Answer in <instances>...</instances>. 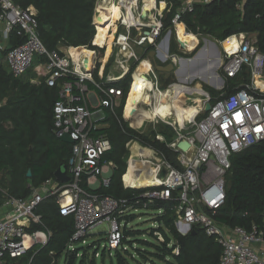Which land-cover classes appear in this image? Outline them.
Listing matches in <instances>:
<instances>
[{
  "label": "built area",
  "instance_id": "1",
  "mask_svg": "<svg viewBox=\"0 0 264 264\" xmlns=\"http://www.w3.org/2000/svg\"><path fill=\"white\" fill-rule=\"evenodd\" d=\"M145 1H152L157 5L165 1L166 5L159 12H155L156 8H148L146 16L142 18ZM213 1L215 0H96V31L100 19L107 21L114 9L118 8V18L112 21L107 36L112 35L110 61L121 66L118 73L120 77L112 79L103 78L97 66L107 51L106 44L100 57L91 51L93 56L81 60L75 55L76 48L60 46L58 52L48 51L38 35L36 10L32 6L23 9L15 5L13 0H0V52L5 49L2 44H9L12 40L19 41L18 45L7 51L4 58L9 72L13 77L20 78L33 68L38 73L43 70L40 78L49 87L59 88L52 111L53 134L58 139L62 135H68L73 140L66 163L68 182L60 183L54 177L47 179L32 187L26 198H16L1 191L0 264H13L33 247L47 244L51 232L44 226L41 215L36 211L48 198L54 199L61 216L73 219L74 231L68 240L66 252L76 251L74 245L77 243L86 245L91 231L107 224L104 249L110 257H114L123 239L121 220L137 209L128 199L96 193L110 188L114 171V165L103 160L111 150L109 139L101 132L108 127L104 122L107 117L105 109L114 115L124 98L123 90L107 84L130 76L131 83L122 118L131 126L130 120L124 117V109L130 88L136 81L135 77L138 76L139 82L146 85L144 91L153 95L160 90L159 72L153 66H148L151 80L148 75L137 74L141 70L138 62L143 61L136 56L132 47L151 44L161 62L160 66L171 63L175 69L179 68L181 53L177 42V51H171V35L174 34L175 41L179 39L180 25L185 34H190L182 23V16L191 12L194 5H205ZM175 3L178 5L170 20V27L164 29V16ZM150 19L154 21L152 26L146 25ZM107 23L102 24V27ZM230 38L235 39V46L223 47V43ZM223 43L217 69L220 74L216 73V81L209 84L208 90L204 89L199 80L187 85L177 84L188 89H194L198 84L201 105L196 115L184 124L170 123L174 136L167 147L174 153L176 165L157 151L161 157L160 163L144 172H135L136 177L150 176L156 183L130 185L125 180L130 164L136 159L144 161L143 156L138 153L135 160L131 157L126 162L127 172L121 181L125 189H150L140 195L136 203L139 208L147 209L155 202L171 203L169 208L176 216L174 227L181 236H186L196 227L202 229L221 248L217 264H264V231L256 226L249 230L241 227L229 229L217 224L213 218L225 201L224 176L230 169V157L264 142V55L256 46V40L251 39L249 34L231 36ZM193 50H189L188 54ZM121 53L124 56L118 60ZM124 58H128L133 66L125 67ZM95 74L98 80L95 79ZM234 78H239L240 81L233 87V92L226 95V80ZM213 92L218 94L213 96ZM190 93L192 92L186 91L183 94L190 96ZM141 103L138 107H141ZM206 104L210 105L208 111L205 109ZM137 114L135 112L133 115ZM154 119L155 124H158L160 119ZM156 139L158 142H165L163 135ZM135 142L138 141L132 140L126 148L129 149L131 143ZM181 142L188 145L184 151L178 148ZM145 162L152 165L151 162ZM162 172L164 176H161ZM161 212L160 210L158 213ZM124 223L126 228L128 223ZM156 235L161 241L160 234ZM77 256L81 257V253ZM61 259L62 264H67L64 256Z\"/></svg>",
  "mask_w": 264,
  "mask_h": 264
},
{
  "label": "trees",
  "instance_id": "2",
  "mask_svg": "<svg viewBox=\"0 0 264 264\" xmlns=\"http://www.w3.org/2000/svg\"><path fill=\"white\" fill-rule=\"evenodd\" d=\"M13 1L23 9L32 6L36 10L38 35L48 51L58 52L60 46L84 47L97 55H103L111 23L98 27L96 31V0ZM177 5L175 3L164 16V29L170 27V20ZM182 23L187 32L199 39L209 38L217 42H223L241 33L253 34L256 36V46L264 55V0H215L205 5L197 4L191 12L182 16ZM18 43L19 41L12 40L0 52V202L3 196L1 191L16 198L28 197L32 187L53 178L56 170L66 165L71 150V144L60 141L52 131V111L59 88L49 87L43 79L39 83L22 80L30 71L20 78H15L5 66L7 51ZM170 46L173 53L177 51L173 36ZM158 75L163 85L174 82L167 78L165 73ZM163 76L166 77L165 80L161 78ZM94 77L98 80L96 74ZM239 81V78L227 79L224 93H232L233 87ZM130 83L128 75L123 80L107 84L123 90L124 98L114 115L105 109L107 117L104 122L108 127L101 132L109 139L111 150L103 160L110 161L114 165V171L110 188L98 190L96 193L128 199L135 209H141L136 203L140 195L150 189L135 190L123 187L121 179L127 172L126 145L132 140H137L147 147L153 145L155 148L151 147L152 149L163 153L170 163L176 165L175 155L167 147L174 134L167 126L170 134L161 131L165 142L159 143L127 126L122 118V111ZM217 94L212 93L213 96ZM28 171L31 172L30 178L26 176ZM224 190L225 201L213 217L215 222L229 229L241 227L249 230L256 226L264 231V142L230 157V169L224 176ZM170 204L155 202L146 209L157 211L154 218L157 227L151 230V235L154 237V233H158L162 240L155 238L158 245L139 241L141 245L151 247L155 252L150 254L137 249L136 255L145 261L151 257L165 264H217L221 248L199 227L194 228V234L190 232L181 236L174 227L176 216L170 210ZM160 210L162 212L159 214ZM36 212L41 215L44 226L51 232V237L45 246L33 247L13 264H57L62 256L67 264H74L76 255L81 253V250L66 252L68 240L74 231L73 219L61 216L52 198L43 201ZM133 218V215H128L124 219L128 223ZM134 235L130 229L124 228L120 248L114 255L117 264H140L128 249L134 245L130 240ZM85 262L82 253L79 264Z\"/></svg>",
  "mask_w": 264,
  "mask_h": 264
},
{
  "label": "bare ground",
  "instance_id": "3",
  "mask_svg": "<svg viewBox=\"0 0 264 264\" xmlns=\"http://www.w3.org/2000/svg\"><path fill=\"white\" fill-rule=\"evenodd\" d=\"M147 6V8L152 9L154 7V3L152 1H145L144 2ZM161 8H164L161 6ZM118 18V8L114 9V13L108 17L107 22L110 21L112 23L113 20ZM105 21L103 18L100 19V24H98V27H101L102 24H104ZM110 23H107L110 24ZM178 37L180 40L186 43V47L188 50L196 48V40L197 38L194 35L185 34L183 31V27L180 25L178 26ZM108 44H107V56H109L110 53V47H111V41H112V35L107 37ZM236 42L234 38L228 39L224 44L223 47L228 48L230 46H235ZM75 55L77 56L78 60L81 59H88L91 56H93V53L91 51L85 49V48H77L75 50ZM212 57V48L209 44H206L204 47H202V50L199 52L198 57L196 59L195 65L199 66L200 62L206 58L211 59ZM193 65V66H195ZM214 67L213 64L207 63V66L204 68H201L198 70V72L194 76L187 75L186 78L184 77V73L186 70H190L192 66L188 62L181 61V64L176 71V75L179 78L180 81H186L189 82L190 80H194L195 78L206 82L207 84H213L215 80V75L210 74L209 71ZM144 69V68H143ZM136 81L132 84L127 101L126 106L124 109V117L126 119H129L131 122V126L133 127H140L142 124L143 119H154L155 117H160L163 119H166V117L169 116L170 113V106H172L175 109V115L173 116L175 122L179 124H184V122L188 119V112L191 114V118L194 116L195 109L192 107H187L184 101L181 104L176 105V102L181 103V98H183V93L186 91L194 92L195 94L200 93V86L197 84L194 89H188L184 86L175 85L171 86L166 90H158L155 91L153 95H149L148 93L144 92L146 89V85H142L141 82L138 80V76L135 77ZM199 87V88H198ZM179 96V97H178ZM175 99L174 105L170 104ZM185 100V98H183ZM196 99V103L198 106L201 105L200 100ZM142 102L143 107H138V104ZM146 104L150 106V111L147 112ZM185 104V105H184ZM143 108V109H141ZM135 112L138 114L135 116L133 115ZM137 157V155L135 154ZM156 164L148 165L145 161L135 160L130 164L129 171L127 175L125 176V180L130 185L135 186H143L151 183H156L155 179L151 178L150 176H145L138 178L135 176L136 171H146L147 169L154 168Z\"/></svg>",
  "mask_w": 264,
  "mask_h": 264
},
{
  "label": "rangeland",
  "instance_id": "4",
  "mask_svg": "<svg viewBox=\"0 0 264 264\" xmlns=\"http://www.w3.org/2000/svg\"><path fill=\"white\" fill-rule=\"evenodd\" d=\"M167 2H168V0H167ZM172 36L174 37V34H172L171 37ZM249 37H251V39H253L252 35H249ZM204 39H209V38L199 39V44H198V39H197L195 44H196V47H197V45H198V47L195 50H193L191 52V54H188L185 56L182 54H179V57L191 59L199 50L202 49V47H204L206 45L204 42ZM209 40L215 42L218 45L219 49H221V44L223 42L222 43L217 42V41H214L212 39H209ZM111 43H112V41H111ZM107 44H108V39H107L106 45ZM100 55L101 54H99L98 57H100ZM106 55H107V51L105 52V55L102 58L103 63L106 62V60H107ZM145 55H147V54H145ZM98 59H100V58H98ZM112 64H113V62H111V63L108 62L109 66L106 68V70H110V72H111V70L113 71ZM156 64L160 65V62L158 60H156ZM5 66H7V65L5 64ZM42 73H43V70H40V73H38L36 71V68H33L32 70H30V72L26 76H24L22 78V80L30 81L31 83L33 81H37L39 83L42 80L40 78ZM217 73L220 74L218 71H217ZM170 76H172L171 78L170 77L169 78L171 79L172 82L174 81L173 83H178V81H177V79L173 73H171ZM161 78H164V80H165L166 77L163 76ZM222 79L225 81L224 77H222ZM166 80H168V79H166ZM200 84H202L204 86V89L205 88L207 89L210 86L209 84L204 83L202 81H200ZM162 85L163 84L160 82V85H159L160 90L166 86L165 83L163 86ZM153 120H156V119H152V121L151 120L144 121L142 123V125L138 128L131 127L130 124L127 122H126V124L130 129L135 130L140 135L143 134L144 136H148L150 139H152V141H157V139H156L157 136H162L160 134L161 131L166 132L167 135L170 134V130L168 129L169 126L167 124H165L162 121L158 122V124H155V122ZM165 120L168 121L169 123H171L173 121V118L168 117ZM160 129H162V130H160ZM159 143H161V142H159ZM151 147H154V146L152 145ZM127 150H128V155L126 157V162L131 157L133 160H135V154H138V153H140L143 156L144 161L151 162L152 164H158L161 161V157L158 155L156 150H153V149H151L145 145H142L141 142L131 143V145L129 146V149H127ZM136 160H139V159H136ZM172 164H174V163H172ZM156 212L157 211H153V210L147 211L146 209H142V208L137 209L136 211L130 212V214L133 215L134 218L128 222V224L126 225V228L130 229L132 232H134L135 235L130 239L131 241H133L134 245L132 248L128 247V249H129V253H131L135 256V261L140 263V264H165L163 261H160L159 259L151 258V257H148V260L145 261L141 257H138L136 255V252H135V250H137V249L143 250V251L150 253V254H153L155 252V250H153L151 247H146L144 245H141V243L139 241H144V242L151 244V245H158V242L155 239L158 237V235H156L158 233H154V237L151 235V230L156 229V227H157L156 226L157 223L154 219L156 216ZM121 221L123 223L122 224V230H124L125 219H122ZM106 230H108L107 224H103L101 226H98L91 231L90 235L88 236V238L86 240V245L83 246V245H81V243H77L74 245L76 249L81 250V255H82V253L84 254L85 260H86L85 264H91V262H93V264H117L116 259L113 256L110 257L108 252H106V250L104 249V245L106 244L104 233L106 232ZM80 258L81 257L77 256L74 264H79ZM62 262H63V260L60 259L57 262V264H62ZM133 264H137V263L134 262Z\"/></svg>",
  "mask_w": 264,
  "mask_h": 264
},
{
  "label": "crops",
  "instance_id": "5",
  "mask_svg": "<svg viewBox=\"0 0 264 264\" xmlns=\"http://www.w3.org/2000/svg\"><path fill=\"white\" fill-rule=\"evenodd\" d=\"M166 5V3H165V1H163L160 5H157V4H154V7H153V9L154 8H156V11L155 12H159V11H162L164 8H161V6H165ZM134 15H136L135 13H134ZM106 23H107V21H105ZM153 23H154V21H153V19H150V20H148L147 21V23H146V25H150V26H152L153 25ZM102 27V26H101ZM252 36H253V38L255 39V35H253L252 34ZM196 37V36H195ZM197 39H198V44H199V38L198 37H196ZM106 42H107V40H106ZM196 43V42H195ZM2 46H6V44H2ZM66 50V49H65ZM65 50H63V51H65ZM132 50L134 51V53L136 54V56L138 57V58H141L142 59V63H141V61L140 62H138V67H140V71H139V73H137V74H145V75H148L149 76V79L151 80V77H150V75H149V70H148V66H153L154 65V62L156 63V60H158L159 62H160V60L157 58V56L155 55L154 56V60H152V59H150L149 58V54L148 53H150L152 50H154V48H153V46L151 45V44H148L147 46L145 45V46H142V47H132ZM190 50V49H189ZM192 50V49H191ZM110 54V53H109ZM145 54H147V55H145ZM123 56H124V54L123 53H121L120 54V57H119V59L118 60H120V59H122L123 58ZM146 56V57H145ZM107 58V60H106V62H104L103 63V61L101 60V63L99 64V65H97L98 67H99V73L100 74H102V76H103V78H112V79H117L118 77H120V75L118 74L119 73V71H120V69H121V66H118L117 65V63H114V64H112V69H113V71L111 70V72H110V70H106V68L109 66L108 65V61L111 63V61H110V58L112 59V57L111 56H107L106 57ZM125 60H126V62H125V67H127V66H129V65H132L133 66V63H131L130 62V60H128V58H124ZM115 60H117V53H115ZM140 60V59H139ZM105 61V60H104ZM161 63V62H160ZM158 65V64H157ZM160 66V65H159ZM154 67V66H153ZM144 68V69H143ZM132 69H135V68H132ZM135 71H136V69H135ZM134 71V72H135ZM165 75H167L166 77H172V76H170V74H165ZM124 78H122L121 80H123ZM191 81V80H190ZM190 81L188 82V83H190ZM184 82H186V81H184ZM173 84H181V85H185L184 83H170L168 86H166L165 87V90L166 89H168L170 86H172ZM162 91H163V89H161ZM144 92H146V93H148L149 95H152V94H150L147 90L146 91H144ZM200 94V93H199ZM199 94H195L194 92H192V93H190V96H186V95H184L183 94V98H185V100L183 99V98H181V103L180 102H176V105H179V104H181V106H182V102L184 101V103L186 104V106L187 107H193L194 109H195V111H194V116L196 115V111L198 110V104L196 103V99H199L200 100V97L198 96ZM128 97V96H127ZM179 97V96H178ZM198 100V101H199ZM174 103H175V99L170 103L171 105L173 104L174 105ZM184 104V105H185ZM141 107H143V103H141ZM141 109H143V108H141ZM144 109H146L147 110V112H149L150 111V106H148L147 104H146V107L144 108ZM170 109H171V117L173 118V116L175 115V109L172 107V106H170ZM155 118H159L160 119V121H162V122H164L165 124H167L170 128H171V125H170V123H168L165 119H163V118H160V117H155ZM189 119H192L191 118V114L188 112V119L185 121V122H187ZM147 120H151L152 121V119H143L142 120V123L144 122V121H147ZM159 121V122H160ZM184 122V123H185ZM171 123H173V124H177V122H175V120H174V118H173V121L171 122ZM142 125V124H141ZM172 129V128H171ZM263 229H264V227H263ZM262 248V247H261ZM258 249H259V247H258ZM262 249H264V248H262ZM261 249V250H262Z\"/></svg>",
  "mask_w": 264,
  "mask_h": 264
},
{
  "label": "water",
  "instance_id": "6",
  "mask_svg": "<svg viewBox=\"0 0 264 264\" xmlns=\"http://www.w3.org/2000/svg\"><path fill=\"white\" fill-rule=\"evenodd\" d=\"M147 11H148V8L146 6H144L143 7V12H142V18H144L146 16V12ZM176 42L178 44L179 53H181L183 55H186V54L189 53V50L186 47V44L184 42H182L180 39H176ZM204 42H205V44H209L211 46V48H212V57H211V59H208V58L204 59L203 58V60L200 62L199 66L194 64L196 62V59L198 57L199 52L202 49L199 50L191 59H186V58H183V57L179 58V64H181V61H184V62L190 63V65L192 66V68H190L189 71L188 70L185 71V73H184V77L185 78H186L187 75L194 76L198 72V70H200L201 68L206 67L207 63H209V64H213L214 63V67L209 71V73L213 74V75H216L217 69L219 68V65H220V57H221L220 49H219L218 45L215 42H213V41H211L209 39H204ZM80 48H84V47H80ZM154 56H155V51L153 50V51H151L149 53V58L154 60ZM193 65H195V66H193ZM153 66H154L155 70L157 72H159V73H165V74L173 73L179 83L181 82V83H184V84L187 85V84H192L194 81L198 80V79L195 78L194 80H191L190 83L184 82V81H180L179 78L176 75V71L178 70V68L175 69L171 63L167 64L165 66H159V65H157L154 62ZM204 83H206V82H204ZM209 108H210V105L206 104V106H205L206 111H208ZM59 140L64 142V143H66V144H72L73 143V140L68 135H62L59 138ZM178 148L180 150L184 151V150H186L188 148V145L185 142H181V143L178 144ZM26 176H27V178H30L31 172L28 171ZM161 176H164V172L161 173ZM54 178L60 183L68 182L69 177L67 176L66 165H62L56 170V172L54 173ZM191 234H194V230L191 231Z\"/></svg>",
  "mask_w": 264,
  "mask_h": 264
}]
</instances>
